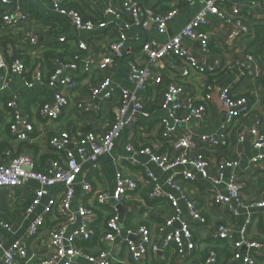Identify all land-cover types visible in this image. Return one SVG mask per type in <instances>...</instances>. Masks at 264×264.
<instances>
[{"label": "built area", "instance_id": "built-area-1", "mask_svg": "<svg viewBox=\"0 0 264 264\" xmlns=\"http://www.w3.org/2000/svg\"><path fill=\"white\" fill-rule=\"evenodd\" d=\"M50 1L53 14L65 18L68 23H45L44 35L49 36L51 42L67 44L72 37L64 30L69 26L78 33V41L68 54L49 61L52 70L48 69L44 56L45 51L51 49H46L41 44L39 31L29 29L33 22L31 15L25 13L21 7H14L12 0H0V94L10 87L16 76H21L29 89H34L38 85L51 89L54 92L53 101L39 104L34 116L43 121L56 120L70 106L72 93L80 88L79 81L82 74L96 70L98 75L93 85L89 86L90 102L86 104L81 101L78 108L84 112H101L102 105L112 100L116 94L119 95V101L104 133H97L94 130L80 133L68 129L51 131L53 136L49 139V146L52 157L43 166H40L38 157L33 153L15 155L14 149H8L0 154V160L3 156L8 158V163L0 162V190H8L10 198L15 203H20L25 215L30 219L25 241L14 240L7 245L0 233V264H31L32 243L29 242L31 240L36 242V251L45 254L39 264H81L75 261V258H84L92 264H113L117 254L110 248L122 234L120 212L115 204H121L129 194L137 193L139 185L136 179L126 175L123 168H119L114 193L109 190L94 192L88 176L92 172L101 170L99 158L111 154L115 141L124 131L135 128L140 117L151 119L152 112L148 108L155 105L165 111V117L160 120L159 125L162 126V141L168 145V151L159 154L148 146L137 150L134 136L127 144L126 151L132 155L130 161L133 165H140L135 155H147L150 163L155 164L163 172L171 174L166 182H162L146 165H142L145 168L144 176L151 185L147 194L148 199L167 202L173 211L171 217L166 218L165 223L159 226V231L165 233L168 228L176 224H179L180 228L169 233L161 246L155 243L147 226L128 230L126 243L129 258L132 264H147L152 257L164 261L165 252L173 247L179 256L190 258L198 250L197 230L208 225L209 222L200 204L184 193V188L176 179L177 176H181L186 182L194 183L197 178L193 172L195 171L213 186L225 188L228 194L223 195L214 191L213 201L216 205L229 209L236 217L239 211L232 206V203L244 206V184L240 182L236 172L230 176L226 175L228 168L237 169L240 166L239 161L226 160L214 164L208 155L230 147L231 128L252 112L250 99L246 96L234 95L231 87L223 88L219 97L224 111V122L220 131L214 134H201L198 137L181 132L191 120L204 121L214 100L213 85H206L202 97L198 100L187 92L185 81L193 75L210 76L215 72V68L202 65L183 42L185 39L199 42L204 51H208L213 36L208 29V16L223 17L222 6L227 5L230 0H206L202 11L190 20L179 34L163 43L156 39L142 42L140 50L136 53L127 47L129 39L127 33L141 24L140 0H120V8L109 7L106 15L115 20L124 17L127 20L99 58L84 54L90 50V44L96 37L109 30L111 23L100 18L87 19L78 8L82 0ZM181 1L191 4L196 0ZM262 4L264 6V0ZM243 12L242 7L232 8V25L235 30L231 35L232 41L250 34L249 27L244 23ZM177 14L175 9L163 15L150 9L146 11V20L158 34L165 36L169 22ZM23 27L28 30L22 31ZM18 31L22 35L16 36L18 39L16 46L10 47L13 59L8 63L1 48L2 39ZM60 51L56 52L60 53ZM124 57H131L128 77L131 88L115 85L111 76L99 74L111 69ZM169 59L179 62L178 80L173 82L165 81V62ZM26 60L32 62L31 67L27 66ZM245 65L253 73L254 57L246 56ZM0 109L10 119L9 131L14 140L24 144L42 137V134L35 137L37 129L34 125V117L23 112L19 95H13L0 103ZM263 124L264 121L256 120L254 126L243 125L238 129L236 137L238 144L251 140L254 149L259 151L253 157L251 164L264 170ZM86 145H89L88 149L85 148ZM82 175L86 176L80 182L83 197L90 195L95 200V205L81 206L77 212H74L72 203L76 185ZM30 181L37 182L39 189L34 192L27 191L26 187ZM24 189L25 193L22 192ZM39 207H42V210L37 212ZM110 207L113 211L104 225L105 231L100 238L104 249L95 255L88 254L79 248L78 244L89 243L96 237L97 231L93 224L97 219V211ZM249 208L264 210V190L260 198L251 203ZM185 212L189 220L184 218ZM78 217L79 227L68 234L69 226L74 224ZM49 218L55 219L54 226L47 225ZM252 221L250 216L241 230L242 237L239 241L233 238L232 227L226 223L216 226L210 238L215 243L227 241L234 258L242 260V264H264V261L259 260L260 254H258L264 245L250 236ZM0 229L6 233H15L14 225L4 221L2 217H0ZM132 237H136V241H133ZM185 239L188 241L187 251L183 242ZM244 247L247 252L242 254L241 249ZM198 264H219L217 246L212 245L206 259Z\"/></svg>", "mask_w": 264, "mask_h": 264}, {"label": "crops", "instance_id": "crops-1", "mask_svg": "<svg viewBox=\"0 0 264 264\" xmlns=\"http://www.w3.org/2000/svg\"><path fill=\"white\" fill-rule=\"evenodd\" d=\"M12 1L14 7H21L25 13L31 15L33 22H31L29 29L41 33V43L42 41H46L47 43L51 42L50 37L44 35L45 33L43 32V27L47 23V20L54 19L57 23H68L65 18L53 14L50 0H40L37 2ZM205 1L196 0L191 4H187L181 0H140L141 24L128 31L127 35L129 39L127 41V47L136 53L140 50L142 42L150 39H156L162 43L166 42L170 37L179 34L187 23L202 11ZM234 1L230 0L227 5L222 6L223 17L216 15L208 16V29L213 34L208 51H204L199 42H192L189 39H185L183 42L202 65L215 68V72L214 75L210 76L193 75L192 78L185 81L187 92L197 97L198 100L202 97L205 86L208 84L213 85L214 100L209 107L204 121L197 122L191 120L190 123L182 128L181 132L198 137L201 134H214L220 131L224 122V111L219 98L223 88L231 87L234 95L238 97L246 96L250 99L252 112L246 119L238 121L231 128L230 147L208 155L214 164L226 160L239 161L240 166L237 169L228 168L226 175L230 176L236 172L240 182L244 184V206H239L235 202L232 203V206L239 211V215L236 217L229 209L216 205L213 201L214 191L227 195L228 193L225 188L213 186L189 168L196 174L197 178L194 183L184 181L181 176H177L176 179L179 185L184 188V193L200 204L202 212L209 222L208 225L197 230L196 241H198V250L188 258L187 256H179L175 251V247H173L165 252L166 259L164 261H158L155 257H152L147 264H198L206 259L212 245L217 246L219 264H242V260L234 258L227 241H218L215 243L210 238V234L216 226L226 223L232 227L233 238L239 241L242 237L241 230L246 225L250 216L253 219L249 229L250 236L264 245V210L257 208L250 210L249 208L251 203L260 198L261 192L264 190V170L251 164L253 157L259 152L254 149L251 140L248 139L246 143L238 144L236 137V133L241 126L251 127L255 125L256 120L264 121V40H262L264 38V6L262 0H246L242 4L234 3ZM236 6L243 8L244 23L249 27L250 34L232 41L231 35L235 31L232 25V8ZM109 7L120 8V0H82V4L78 6L86 18H100L111 23L109 30L100 34L90 44V50L84 54L86 56H97L99 58L109 46L110 41L118 35L123 23L127 20L126 17L121 20H115L113 17L106 15ZM150 9L160 15L166 14L174 9L177 10V16L169 22L167 35L162 36L158 34L155 28L148 25L146 11ZM27 30L28 28L26 27L22 29V31ZM64 32H67L72 38L68 41L69 45L66 47L67 49L60 51L61 56L68 54L78 41V33L71 27L68 26ZM14 35L20 36L22 33L18 31L16 33L14 32ZM137 38H140V40L138 41ZM10 47L11 45L3 48L1 45L7 61L9 58L13 59ZM246 56L254 57L255 67L253 73L245 65ZM130 59L131 57H124L118 60L111 69L99 74L101 76H111L115 85L131 88V84L128 81ZM26 61L29 63L28 66L31 67L32 62L30 60ZM177 65H179V62L175 59H169L165 62V81L173 82L178 80L179 67ZM97 75L98 72L96 70L83 73L79 81L80 88L71 95L70 106L60 118L50 121L40 120L36 115L34 116V112L39 104L45 101L52 102L54 92L51 89L43 88L39 85L34 89H29L25 86L23 78L16 76L10 87L6 91L1 92L0 103L6 101L13 95H19L23 112L31 114L34 117L33 121L37 129L35 137L41 134L42 137H38L31 143L20 144L11 137L9 131L10 119L0 109V154L8 149H14L15 155L33 153L38 157L40 166H43L52 157V151L49 146V139L53 136L52 132L59 131L60 129H68L80 133H86L91 130L97 133H104L112 117L113 110L119 101L118 94L112 100L102 105L101 112H84L78 108V104L81 101L89 104V86L93 85V81ZM156 101L158 103L159 96ZM148 109L152 112L151 119L140 117L139 123L135 128L124 131L115 141L111 154L103 155L99 158L101 170L92 172L88 176V181L92 184L94 192L109 190L111 193H114L117 187V170L119 168H123L126 175L136 179L139 185L137 193L129 194L121 204H115L120 212L122 234L110 248L117 254L113 264H132L126 243L128 230L136 229L140 226H147L151 230L155 243L161 246L164 244L169 233L180 228V225L176 224L174 227L168 228L165 233L159 231V226L165 223L166 218L171 217L173 211L167 202L148 199L147 194L151 189V185L144 176L145 168L142 165H146L162 182H166L171 174L163 172L155 164L150 163V158L147 155H135L134 157L140 165H133L130 161L132 155L126 151V146L132 140L133 136L137 150L143 146H148L156 150L159 154L168 151V145L162 141V126L159 125L160 120L165 117V111L158 105L149 107ZM8 126L9 129L7 128ZM4 144L6 146L1 149ZM73 148L72 146L71 149ZM85 148L88 149L89 145H86ZM262 152L264 153V151ZM0 162L8 163V158L3 156ZM83 178H86V176L82 175L76 185V193L72 203V210L74 212H77L81 206L91 207L95 205V200L90 195L83 197V190L80 185ZM37 189H39L37 182L30 181L27 184V191L34 192ZM26 190L24 189L22 192L25 193ZM120 207L125 210L123 215H121ZM41 210L42 207H39L37 212ZM111 211H113L111 207L97 211V219L93 224L97 235L89 243H79V248L91 255H95L104 249L100 243V238L104 234V225ZM0 217L15 227L14 234L6 233L0 229V233H2L7 245L14 240L25 241L27 239V229L30 219L25 215L20 203H15L10 198V192L8 190H0ZM184 218L189 220L187 212L184 213ZM79 224L80 218L78 217L77 221L69 226L68 234L79 227ZM47 225L54 226L55 219L49 218ZM45 233L46 231H44ZM132 240L136 241V237H132ZM29 242L32 243L30 252L31 264H39L45 254L36 251L35 241L31 240ZM183 242L187 251L188 241L185 239ZM84 244H88L89 246L84 247ZM241 252L245 254L247 252L246 248H242ZM258 254H260L259 260L264 261V248L258 251ZM75 261L81 264H92L84 258H75Z\"/></svg>", "mask_w": 264, "mask_h": 264}, {"label": "trees", "instance_id": "trees-1", "mask_svg": "<svg viewBox=\"0 0 264 264\" xmlns=\"http://www.w3.org/2000/svg\"><path fill=\"white\" fill-rule=\"evenodd\" d=\"M87 19H88V18H87ZM49 22H55V23H56V20L54 21V19H49V20H47V23H49ZM17 40H18V39H16V36H15V35H10V36L5 37V38L2 39V46H3V48H5V47H7V46H9V45H11L12 47H15V46H16V42H17ZM262 40H264V38H263ZM41 44H43V45L45 46L46 49H51V50H46L44 56H45L46 61H47L48 69H49V70H52L53 67H52V65L49 63V61H50L51 59L57 57V56H61L60 53H58V52H56V51H57V50L67 49L66 47H68L69 43H67V44H61V43H58V42H56V41H52V42H48V43H47L46 41H45V42L42 41ZM263 45H264V43H263ZM11 62H12V59L9 58V59H8V63H11ZM26 64H27V66L29 65V63H28L27 61H26ZM166 82H167V81H166ZM7 128L9 129V126H8ZM5 146H6V145L4 144V145L1 147V149H3ZM87 245H88V244H84L83 246H84V247H88L89 245H88V246H87Z\"/></svg>", "mask_w": 264, "mask_h": 264}, {"label": "water", "instance_id": "water-1", "mask_svg": "<svg viewBox=\"0 0 264 264\" xmlns=\"http://www.w3.org/2000/svg\"><path fill=\"white\" fill-rule=\"evenodd\" d=\"M231 1H234V0H231ZM246 2V0H238V1H234V3H245ZM120 211H121V215H123L124 213H125V210L122 208V207H120Z\"/></svg>", "mask_w": 264, "mask_h": 264}]
</instances>
